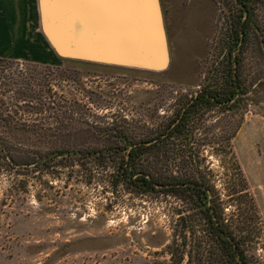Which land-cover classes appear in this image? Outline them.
Listing matches in <instances>:
<instances>
[{"label": "rangeland", "instance_id": "rangeland-1", "mask_svg": "<svg viewBox=\"0 0 264 264\" xmlns=\"http://www.w3.org/2000/svg\"><path fill=\"white\" fill-rule=\"evenodd\" d=\"M160 4L170 62L161 71H151L60 57L47 40L37 0H0V58L5 59L0 62V92L7 94L0 96L6 103L0 105V114L28 124L35 119H41L37 124H51L60 109L67 121L88 124L78 126V132L67 128L61 133L46 125L50 137L37 142L43 151H74L68 145L54 147L57 137L75 139L74 152L81 155L106 150L101 147L108 137L112 150L118 125L131 136L150 135L172 115L180 98L203 87L208 70L220 68L235 9L234 0H161ZM252 8L261 28L258 38L264 40V0ZM59 27L64 35L75 33L79 38L78 26L76 30L59 18ZM243 59V80L249 89L245 106L234 116L216 109L208 120L215 130L201 133L207 141L192 148L206 157L212 198L222 207L223 218L250 232L251 263L264 264V86L255 90L264 72V51L250 45ZM28 80L52 88L54 109L40 115L23 113L26 105L15 103L8 90ZM15 106L21 108L17 117ZM228 128L235 129V160L224 154L218 139L210 143L212 136L220 137ZM90 166L42 173L0 168V264H170L166 249L174 235L180 243L186 235L188 248L211 241L201 220L193 234L176 227L178 212L188 210L185 202L155 191L133 195L111 178V164L109 169L91 166L90 170ZM242 186L245 192H240Z\"/></svg>", "mask_w": 264, "mask_h": 264}, {"label": "trees", "instance_id": "trees-1", "mask_svg": "<svg viewBox=\"0 0 264 264\" xmlns=\"http://www.w3.org/2000/svg\"><path fill=\"white\" fill-rule=\"evenodd\" d=\"M258 1L262 0H234L235 9L227 40L223 42L226 53L220 62V68L208 70L204 75L203 87L193 95L180 98L172 115L156 130L150 131V135L142 138L131 136L130 131H123L118 125L120 130L113 136L115 140L112 143L115 148L112 150L108 137L106 144L101 147L106 150L97 149L81 155L74 152L77 147L75 139L68 138L65 141L57 137L54 147L68 145L74 151H43L39 150L38 147L43 146L37 145V142H45V137H50L44 129L46 125H54L48 128L49 131L61 133L67 128L69 131L78 132V126L88 124L67 121L69 118L66 117V112H61L60 109L51 124L45 123L46 121L37 124L41 119H35L33 124H28L25 120L1 113L0 129L4 132L0 133V168L32 169L42 173L56 168L73 169L76 166L85 169L90 164L96 169H109L111 164L114 170L111 178H115V183L123 186L124 191L136 196L155 191L185 202L189 206L188 210L178 212L176 222V227L181 226V233L193 234L197 232L196 222L201 220L204 223V232L211 236V241H200V245L194 244L188 248L186 235L181 243L174 235L172 243L166 249L170 264H252V254L247 246L250 232L238 228L236 222L229 223L223 218L222 207L217 206L212 198L214 190L207 179L206 157L192 146L196 143L200 146L201 142L207 141L208 138H200L201 133L210 135L215 130V126L208 125V120L216 109L234 116L245 106L244 97L249 89L243 80V54L253 44L264 51V40H260L257 35L261 28L254 21L252 8L253 3ZM3 61L5 59L0 58V62ZM257 81L255 90L264 86V72ZM11 86L13 89L8 90L13 91L11 98H14L15 103L24 102L27 107L22 108L23 113L40 115L54 109L50 105L56 103V93H52L51 87L32 83L31 80L22 81L17 87L13 84ZM6 95L5 92H0L1 97ZM0 105H6L3 99L0 100ZM15 107L18 109L15 110L17 117L21 108ZM89 128L92 126H88ZM230 128L223 130L220 137L212 136L210 143L214 144L218 139L224 154L231 155L235 160L232 151L235 129ZM105 131H110V128ZM27 147L34 148L35 152L24 151ZM234 166L244 184L238 163L234 162ZM240 192H245L244 186Z\"/></svg>", "mask_w": 264, "mask_h": 264}, {"label": "water", "instance_id": "water-1", "mask_svg": "<svg viewBox=\"0 0 264 264\" xmlns=\"http://www.w3.org/2000/svg\"><path fill=\"white\" fill-rule=\"evenodd\" d=\"M38 2L45 35L60 57L151 71H161L169 65L160 0ZM59 18L73 24L76 30L77 26L80 28L78 39L75 33H62ZM91 35L92 39L87 40ZM101 36L102 41L99 40Z\"/></svg>", "mask_w": 264, "mask_h": 264}, {"label": "crops", "instance_id": "crops-1", "mask_svg": "<svg viewBox=\"0 0 264 264\" xmlns=\"http://www.w3.org/2000/svg\"><path fill=\"white\" fill-rule=\"evenodd\" d=\"M37 1H39V0H37ZM7 57H11V58H12L13 56H7ZM13 58H14V57H13Z\"/></svg>", "mask_w": 264, "mask_h": 264}, {"label": "flooded vegetation", "instance_id": "flooded-vegetation-1", "mask_svg": "<svg viewBox=\"0 0 264 264\" xmlns=\"http://www.w3.org/2000/svg\"><path fill=\"white\" fill-rule=\"evenodd\" d=\"M237 1V0H236ZM160 3H161V0H160Z\"/></svg>", "mask_w": 264, "mask_h": 264}]
</instances>
